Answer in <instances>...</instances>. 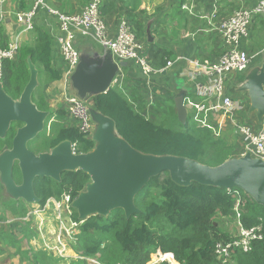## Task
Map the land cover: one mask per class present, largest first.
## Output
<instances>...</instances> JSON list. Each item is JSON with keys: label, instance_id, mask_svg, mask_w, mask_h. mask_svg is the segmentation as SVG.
<instances>
[{"label": "trees", "instance_id": "obj_1", "mask_svg": "<svg viewBox=\"0 0 264 264\" xmlns=\"http://www.w3.org/2000/svg\"><path fill=\"white\" fill-rule=\"evenodd\" d=\"M129 15L132 18V29L137 36L143 38L145 14L136 15L133 10H129ZM31 31L32 39L20 44L17 59L5 60L3 63L2 87L13 99L19 97L29 78L28 58L38 70L40 86L61 79L60 72L53 67L51 61L52 36L36 26ZM145 55L154 69L163 68L172 58L169 51L154 42L147 43ZM120 88L121 86L112 87L106 93L90 98L89 102L113 119L117 134L133 148L156 155L185 156L210 166L240 154L235 145L221 137H215L208 127L198 126L191 117L188 116L186 123L181 124L176 118L172 100L170 104L164 105L161 119L156 121L155 115L159 111H150L144 104L143 96L134 98V93L128 95L124 88ZM137 99L139 104L135 103ZM32 101L38 109L49 111L50 116L49 126L47 121L49 131L45 126L46 134L43 132L37 143L29 142L28 148L31 151H49L62 140L71 141L76 153H86L93 148V141L83 136L73 122L65 125L61 122L68 117L64 110L54 112L49 109L39 86L32 95ZM160 102L165 103V98H161ZM20 125L19 122L11 123L4 138H0V152L11 146L15 130ZM12 177L16 183L21 180L16 165L13 166ZM88 181L89 176L81 170L62 172L59 182L49 177L36 179L34 190L39 198L37 204L43 205L50 198L60 199L63 193H69L74 198ZM235 191H239L244 198L239 206L240 222L245 228L259 226L264 236V206L256 204L241 190H226L196 182L181 186L175 184L164 172L148 180L134 198L138 211L128 218L122 208H115L107 216L93 215L81 221L73 235L76 242L73 246L74 253L84 257L83 260L97 256L99 264H147L150 255L157 252L168 254L177 264H215L212 256L214 245L229 236L221 227L224 223L233 221L235 215ZM5 200L4 196L1 203L7 211L16 213L17 217L26 214L25 202L8 197ZM71 219L80 221L74 209ZM12 225L10 223L8 227H13ZM0 238L6 244L19 248L18 241L12 234L5 236L0 233ZM36 250L31 247L25 250L26 254L32 255L34 264H48L53 258L62 260L42 248ZM152 264L170 263L162 260ZM233 264H264V240L253 241L248 252L236 251Z\"/></svg>", "mask_w": 264, "mask_h": 264}, {"label": "water", "instance_id": "obj_2", "mask_svg": "<svg viewBox=\"0 0 264 264\" xmlns=\"http://www.w3.org/2000/svg\"><path fill=\"white\" fill-rule=\"evenodd\" d=\"M151 24L152 19H149L145 25L148 44L153 43ZM27 65L29 78L17 99L11 98L0 84V138H4L11 123H21L11 146L0 152V185L8 198L26 204L38 203L34 190L36 179L49 177L59 182L62 172L81 170L89 176V181L71 202L78 219L107 216L115 208H122L128 218L138 211L134 198L148 180L166 172L177 185L196 182L226 190L236 188L264 206V160L252 157L249 151L210 166L185 156L141 152L117 134L113 119L89 103L90 98L109 91L119 67L126 66L125 61H116L108 49L81 52L69 77L70 89L86 103L94 124L93 148L86 153H76L71 141L62 140L49 151H31L29 142L37 143L41 134H46L50 112L38 109L32 101L39 84L38 70L30 58ZM237 92L245 95L247 111L260 125L264 119V60L245 73ZM185 96L186 91L180 88L173 98L176 118L181 124H185L188 117ZM14 165L20 171L19 183L12 177Z\"/></svg>", "mask_w": 264, "mask_h": 264}, {"label": "built area", "instance_id": "obj_3", "mask_svg": "<svg viewBox=\"0 0 264 264\" xmlns=\"http://www.w3.org/2000/svg\"><path fill=\"white\" fill-rule=\"evenodd\" d=\"M44 4L43 0H32L31 7L15 14L18 23V31H15L11 40L0 38V84L3 79V63L5 60L15 61L21 44V35L33 29V18L36 9ZM100 0H89L83 10L78 14L57 13L60 23V35L56 37L58 51L68 67L60 81L69 87V77L78 62L80 52L75 47V34H81L90 38L100 45L104 50L108 49L116 61H133L140 66L142 74L149 75L154 72L168 70L175 62L184 60L186 66L195 75L201 77L196 86L195 101H188L187 105L192 109L190 114L197 120L200 127H208L214 136L219 134L218 129L206 125L205 113L208 110L207 103L212 102L211 108L228 117L231 126L240 134L243 143L239 155L249 151L252 157L264 160V119L260 125L253 121L238 119L236 114L245 112L246 107L240 104L233 96L227 94V80L237 78L252 67L253 60L261 51L250 53L239 47L240 40L248 35V28L252 19L257 15L264 16V0H256L250 7H244L234 11L227 19L215 24L212 14L205 18L209 24V31L216 30L221 38L224 50L215 59L186 58L182 55L175 56L174 60H168L166 65L160 69L151 67L147 55H145L146 38L137 36L132 26L123 19L112 38L107 33V23L99 12ZM188 9V8H185ZM101 50V49H100ZM123 79L122 68L119 67L112 81V87H120ZM186 100H184L185 102ZM208 101V102H207ZM186 105V104H185ZM65 112L71 118L78 131L85 137L91 139L94 124L90 119L88 107L75 93L71 92L65 99ZM74 151V146L72 144ZM73 197L69 193H63L60 199L50 198L45 204L35 209L34 215L40 216L47 210H52L54 219L58 223L54 245L48 243V251L61 258L70 256L66 245V238L74 239L73 235L81 221L71 219ZM233 210L235 215L233 222L235 227L231 229L228 238L215 243L212 256L215 264H233V255L236 251L248 252L255 240H264L259 226L245 228L240 222L239 206L244 198L239 191L233 193ZM51 206V207H50ZM50 207V208H49ZM70 240H68L69 242ZM156 261L170 260L168 254L156 253ZM169 256V257H168ZM83 259L84 257L76 256ZM171 258V257H170ZM91 260V259H90ZM92 261V260H91ZM97 263V262H96Z\"/></svg>", "mask_w": 264, "mask_h": 264}, {"label": "crops", "instance_id": "obj_4", "mask_svg": "<svg viewBox=\"0 0 264 264\" xmlns=\"http://www.w3.org/2000/svg\"><path fill=\"white\" fill-rule=\"evenodd\" d=\"M88 1L43 0L44 4L36 9L33 27L36 26L52 36L51 61L53 67L60 72L61 76L64 75L68 67L55 42L56 37L60 35V23L57 13L78 14ZM255 2L256 0H100L99 6L102 14L100 15L107 23V33L110 38L114 36L119 23L123 19L132 26L129 10H133L136 15L145 14V25L149 19H152L151 35L153 36V42L169 51L172 55L171 60L178 55L202 60L215 59L224 50L223 42L216 30H208L209 24L205 18L214 14L213 22L217 24L227 19L237 9L250 7ZM31 4L32 0H0V32L3 40H11L14 37L15 31L19 30L15 14L22 10H27V8L31 7ZM144 37L146 38V36ZM21 38L22 42L31 41L32 31L22 34ZM75 47L80 53L103 50L102 46L100 48V45L94 40L77 33L75 34ZM239 47L250 53L261 51L253 60L252 65L263 62L264 16L257 15L252 19L248 28V35L241 39ZM251 50L253 51L251 52ZM121 68L123 79L120 89L124 88V92L128 95L134 93V98L143 96L144 104L152 112L163 110L165 104H170V100L174 102V96L180 88H183L186 91L185 106L187 114L191 117L192 109L187 105V102L190 100L195 101L196 98L199 99L198 96L195 98L194 91L197 84L200 83L201 77L195 75L186 66L184 60L175 62L164 73L154 72L149 75L142 74L140 66L133 61L126 62V66ZM233 77L226 82L227 94L231 96H233L232 91H237L239 86L238 82H236L237 78ZM238 79H240V83L243 82V76H239ZM42 92L51 111L62 109L65 112L66 96L72 92L67 84L60 80L45 83L42 86ZM161 98H165V103L160 102ZM239 100L241 105H246V109L245 112L237 113L236 118L253 121L254 116L247 111V98L245 102L241 99ZM135 103L139 104V100H135ZM211 105L212 102L207 103L206 125L212 128H219V134L215 137H221L228 143H232L237 147L236 150L240 151L243 143L240 134L231 126L229 118L212 109ZM64 120L67 124L72 123L70 118L66 117L61 120L64 125L66 124ZM192 120L197 125L200 124L194 118ZM2 190L0 185V191ZM47 212H50L49 216L54 219L52 210H47L44 213ZM6 220L7 218L3 216V219L0 220V226ZM18 220L19 218L16 216L12 224H17ZM227 227L229 226L224 227L225 231L230 232L231 229Z\"/></svg>", "mask_w": 264, "mask_h": 264}, {"label": "rangeland", "instance_id": "obj_5", "mask_svg": "<svg viewBox=\"0 0 264 264\" xmlns=\"http://www.w3.org/2000/svg\"><path fill=\"white\" fill-rule=\"evenodd\" d=\"M25 33H27V32H25ZM0 38H1V32H0ZM21 43H22V41H21ZM146 43H147V40H146ZM240 43H241V40H240ZM252 51L253 50H251V52ZM256 65H260V63L254 64V65H252V67H254ZM233 75L236 76L235 74H233ZM38 86L40 88H42L43 85L40 86L38 84ZM232 94L236 100L241 99L244 102L247 101L246 98L244 97V94H242L240 92L232 91ZM243 101H241V102L243 103ZM244 106H246V105L244 104ZM53 107H55V106L53 105ZM160 109H162V108H160ZM54 112H56V111H54ZM161 112L162 111L160 110L159 113H157L155 115L156 121H160V119H161L160 114H162ZM70 120H71V118H70ZM65 123L67 124L66 121H65ZM47 131H49V129ZM0 192H2L0 194V212H1L0 214H1V216H4L5 218H7V220L0 226V233L4 234L5 236L12 234L17 239L18 245H19V248L16 249V247L14 245L6 244V241L4 242L0 238V264H34V259H33L32 255L25 253L26 248L31 247V248H34L35 251H37L36 249L42 248V249L48 251L47 250L48 249V247H47L48 243L51 245H54L55 235H56L57 229H58V223L55 219H53L51 216H49L50 212L43 213L40 216L34 215L35 209L38 208L40 205H38L37 203H31V204H26L27 212L23 217H18L19 218L18 223L13 225L15 227H8V225L16 219L17 214L16 213L12 214L9 211H4V209H6V210H8V209L3 205V203H1V201H2V198L4 196H5L6 200H7V197L3 191H0ZM227 225L229 226V227H227L228 229H232L235 227V222L229 221L227 223H224L223 226L221 227V230H226L223 227L227 226ZM68 240H70V241L68 242ZM65 242H66V245L69 249L70 256L67 258H62V260H59L57 258H53L49 261L48 264H59V263L60 264H85V263L86 264H93L96 262L99 264L97 256L94 257V259L92 258L93 259V260L91 259L92 261L90 259L83 260L81 258L76 257V256H80V255H77L74 253L73 246L76 245V242L74 239L67 237ZM74 242H75V244H74ZM156 255L157 254H154V253L151 254L150 255V261L147 264L154 263L157 259ZM169 259L170 260H166V261H168L170 264H177L170 257H169Z\"/></svg>", "mask_w": 264, "mask_h": 264}, {"label": "clouds", "instance_id": "obj_6", "mask_svg": "<svg viewBox=\"0 0 264 264\" xmlns=\"http://www.w3.org/2000/svg\"><path fill=\"white\" fill-rule=\"evenodd\" d=\"M41 206V205H40ZM73 209V208H72Z\"/></svg>", "mask_w": 264, "mask_h": 264}]
</instances>
